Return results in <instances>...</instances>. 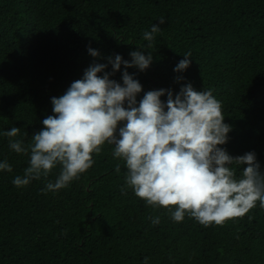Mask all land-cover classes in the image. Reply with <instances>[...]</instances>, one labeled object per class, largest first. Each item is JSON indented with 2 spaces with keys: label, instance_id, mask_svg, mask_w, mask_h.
I'll return each mask as SVG.
<instances>
[{
  "label": "trees",
  "instance_id": "1",
  "mask_svg": "<svg viewBox=\"0 0 264 264\" xmlns=\"http://www.w3.org/2000/svg\"><path fill=\"white\" fill-rule=\"evenodd\" d=\"M154 23L162 31L149 48L143 32ZM133 51L154 56L146 72L127 69L144 92L175 94L188 83L211 90L232 128L224 147L233 157L255 152L264 172V0H0V132L17 127L29 143L54 115L52 97L91 64L116 54L130 61ZM186 53L190 67L174 72ZM123 71L111 78L122 82ZM4 159L13 172H0V264H264L259 202L223 225L204 227L187 215L177 223L169 209L147 205L125 186L127 170L110 145L56 193L44 191V179L13 185L29 157L0 135Z\"/></svg>",
  "mask_w": 264,
  "mask_h": 264
},
{
  "label": "clouds",
  "instance_id": "2",
  "mask_svg": "<svg viewBox=\"0 0 264 264\" xmlns=\"http://www.w3.org/2000/svg\"><path fill=\"white\" fill-rule=\"evenodd\" d=\"M158 22L163 25L165 18ZM159 25L143 32L149 48L162 31ZM87 51L100 59L98 50ZM130 57L128 61L116 54L106 64H91L81 79L52 97L54 115L43 119V128L29 143L17 138V127L0 132L13 152L29 157V166L14 176L13 185L25 188L44 179L45 192H59L91 169L93 156L107 144L127 170L125 186L147 205L169 209L174 222L187 215L204 227L223 225L249 213L257 202L264 208V172L255 152L233 157L224 147L232 128L224 122L221 101L211 90L197 91L190 83L175 94L163 88L144 92L127 69L146 72L154 56L133 51ZM183 57L174 72L190 67L191 53ZM122 66V82H117L111 77ZM182 79L177 77V83ZM57 167L55 182L48 181ZM237 168L242 169L239 177ZM115 171L120 172L119 164ZM0 172H13L7 159L0 160ZM150 219L154 225L160 223L159 217Z\"/></svg>",
  "mask_w": 264,
  "mask_h": 264
}]
</instances>
